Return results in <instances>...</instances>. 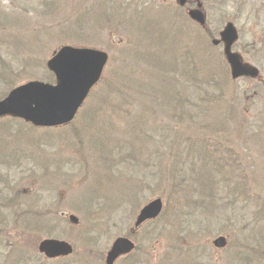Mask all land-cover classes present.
Listing matches in <instances>:
<instances>
[{
    "label": "rangeland",
    "instance_id": "374dc122",
    "mask_svg": "<svg viewBox=\"0 0 264 264\" xmlns=\"http://www.w3.org/2000/svg\"><path fill=\"white\" fill-rule=\"evenodd\" d=\"M200 1L205 32L187 21L188 5L178 9L177 0H157L160 8L175 10L174 25L165 29L154 18L163 8L146 11L154 17L145 12L130 16L133 28L151 25L138 43V37H127L121 30L128 18L114 14L111 18L102 7L105 0H0V72L8 75L13 68L15 86L39 79L46 61L66 44L97 48L109 57L101 80L72 124L40 131L7 119L10 130L0 132V154H27L22 166L12 165L8 187L25 190L17 198L36 195L37 203L43 199L52 208L51 216L44 222L35 220L33 229L55 224L53 216L59 212L79 220L76 226L59 220L65 222L62 234L67 235L60 239L75 244L73 257L45 262L35 246L33 251L28 248L34 258L25 264H104L96 252L105 254L115 238L125 236L139 209L156 197L163 202L161 215L136 234L146 251L145 264H264V248L248 249L264 247L259 234L263 221L250 222L246 210L236 215L231 205L222 213L216 207H222L226 196L230 201L232 178L249 182L250 191L264 195V153L257 152L255 143H247L261 138L264 130L254 125L264 124V62L259 65L264 60V0ZM226 22L239 33L233 50L258 67L259 80L232 81L221 46L207 42V31H220ZM169 43L176 45L171 55ZM133 50L142 55L131 54ZM3 83L0 91L7 89ZM89 107L93 120L86 121L83 113ZM236 148L237 156H224L227 149ZM215 157L221 171L212 164ZM237 162L243 167L231 178V166ZM208 169L217 176V181L211 179L210 198ZM5 173L0 163V176L6 178ZM198 196L204 204L198 207L202 213L193 207ZM246 206L252 209L251 204ZM0 212L6 214L7 207L0 205ZM90 229L101 236L91 249L95 251L91 261L83 253L89 248L84 234ZM220 235L227 246L216 249L212 240ZM77 236V243L71 241Z\"/></svg>",
    "mask_w": 264,
    "mask_h": 264
},
{
    "label": "water",
    "instance_id": "95a60500",
    "mask_svg": "<svg viewBox=\"0 0 264 264\" xmlns=\"http://www.w3.org/2000/svg\"><path fill=\"white\" fill-rule=\"evenodd\" d=\"M183 5L185 0H179ZM200 7V4H198ZM189 16L199 24H204V17L198 10L189 11ZM224 43V55L230 66L231 76L256 77L258 71L241 62L230 48L237 38L232 24H227L220 33ZM218 44V41H213ZM107 55L98 50L87 48L62 47L46 64L47 69L55 76V85L39 81H30L11 90L0 101V117L20 118L37 127L59 126L70 122L89 90L99 80ZM162 209L160 199H156L141 209L134 227L137 228L147 219L156 218ZM69 220L77 224L78 220L70 215ZM222 247L225 242L219 238L214 242ZM134 245L125 238H118L112 244L106 257V264H112L120 255L129 253ZM39 251L48 258L66 256L72 252L71 246L63 241L44 240L39 244Z\"/></svg>",
    "mask_w": 264,
    "mask_h": 264
},
{
    "label": "trees",
    "instance_id": "16d2710c",
    "mask_svg": "<svg viewBox=\"0 0 264 264\" xmlns=\"http://www.w3.org/2000/svg\"><path fill=\"white\" fill-rule=\"evenodd\" d=\"M111 7V8H110ZM107 9H111V11L113 12V14H119L120 12V9L119 8H115V7H112V6H108L106 7ZM171 46L168 48V51H167V54H172L171 50H170ZM158 55L161 56V53ZM12 73H14V71L12 70L11 71ZM43 75L38 77L39 79H42V80H45L47 82H53V76L48 73L46 70H43ZM94 115L93 114V111L91 110V108H86L84 110V113H83V117L84 119L83 120H86L89 119L90 121L93 120V118L90 119V116ZM97 115V114H95ZM99 116V115H98ZM7 130H10V127L8 124H4V123H0V132L3 131H7ZM126 145H128V141H126ZM112 160V159H111ZM115 162V157L113 158V161L112 163ZM0 163H2V160H0ZM2 191L0 190V196L2 195ZM20 194V190H17L14 194V197L12 199H4V201L6 202L7 206L8 207H11L13 206L14 207V212H18L19 214H15V218L19 217L21 218V220H19L18 222H21L23 224H25L26 226V229H28V231L30 232H35L37 230H39L40 232H43L44 230H47V234L49 235H53L54 234V231H56L59 227L58 224L57 225V228L55 226V224H51V222H48V223H44V227H38L37 225H35V228L37 230H34L33 229V226L32 224H36L35 220H38L39 218V222L42 221L44 222V219H45V216H51L49 215L48 211L45 210L44 208H41V209H38V204L36 202H31L30 204H28V207L27 208H21L20 205H15V202L17 201V196ZM230 204L229 203H226L224 204L222 207H227L229 206ZM52 214V213H51ZM54 217V216H53ZM56 220V218H54ZM17 222V223H18ZM27 222H30L29 224H27ZM93 227H97V225H93ZM56 228V229H55ZM98 229V228H97ZM54 230V231H53ZM35 236H30V238H34ZM84 242L86 245H91V244H94V241H92V237H91V234L88 233V234H84ZM92 241V242H91ZM91 253L93 251H90Z\"/></svg>",
    "mask_w": 264,
    "mask_h": 264
}]
</instances>
